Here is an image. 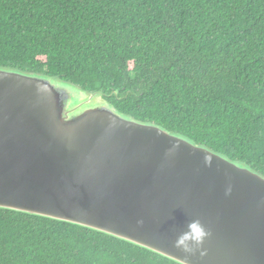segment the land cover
<instances>
[{"label":"trees","instance_id":"trees-1","mask_svg":"<svg viewBox=\"0 0 264 264\" xmlns=\"http://www.w3.org/2000/svg\"><path fill=\"white\" fill-rule=\"evenodd\" d=\"M0 66L101 91L264 175V0H0ZM0 264L177 263L0 210Z\"/></svg>","mask_w":264,"mask_h":264},{"label":"water","instance_id":"water-1","mask_svg":"<svg viewBox=\"0 0 264 264\" xmlns=\"http://www.w3.org/2000/svg\"><path fill=\"white\" fill-rule=\"evenodd\" d=\"M107 97L0 66V210L177 264H264V175Z\"/></svg>","mask_w":264,"mask_h":264}]
</instances>
